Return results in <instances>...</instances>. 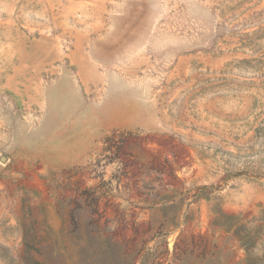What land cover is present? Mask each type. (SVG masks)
I'll return each instance as SVG.
<instances>
[{"label":"rangeland","instance_id":"obj_1","mask_svg":"<svg viewBox=\"0 0 264 264\" xmlns=\"http://www.w3.org/2000/svg\"><path fill=\"white\" fill-rule=\"evenodd\" d=\"M0 264H264V0H0Z\"/></svg>","mask_w":264,"mask_h":264},{"label":"trees","instance_id":"obj_2","mask_svg":"<svg viewBox=\"0 0 264 264\" xmlns=\"http://www.w3.org/2000/svg\"><path fill=\"white\" fill-rule=\"evenodd\" d=\"M241 217L236 215H224L222 213L219 214L218 218L214 219L216 224L223 223V227L228 226V228L234 232L235 235L238 236L242 246L245 248L246 252L249 253L250 249L256 245V230L248 233L246 236L241 235L244 229H247L246 223H243ZM263 228L262 225L257 226V229Z\"/></svg>","mask_w":264,"mask_h":264}]
</instances>
